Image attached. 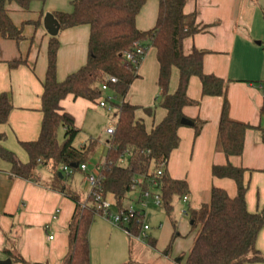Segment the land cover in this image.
<instances>
[{"label": "crops", "instance_id": "crops-1", "mask_svg": "<svg viewBox=\"0 0 264 264\" xmlns=\"http://www.w3.org/2000/svg\"><path fill=\"white\" fill-rule=\"evenodd\" d=\"M72 1L29 0L27 8L21 7L16 1L6 4L9 16L15 25L22 28L25 37L16 41L0 36V94L6 92L12 104L7 120L0 122V133L5 134L0 146L13 151L22 162H28L29 154L21 142L39 137L43 119L41 96L51 36L44 26V16L48 12L72 11ZM159 3L160 0H145L136 17L139 30L147 31L155 26ZM183 10L186 14L194 13L196 23L202 28L184 39V52L189 54L194 48L205 52L204 72L221 77L228 84L229 115L251 125L245 133L244 151L240 156L227 157L217 148L223 96L203 95L201 80L197 76L191 77L187 94L198 103L184 106L183 114L193 122L202 121L203 125L198 135L193 125L182 124L178 128L179 145L171 152L166 165L171 178L186 181L189 199L185 202L182 197L175 196L170 211L163 204H156L150 199L143 215V221L150 226L146 236L140 237L141 230L134 235L127 233L128 261L125 262L124 253H121L105 264H155L161 255L169 264H185L197 232L192 227L190 210H197L209 203L214 186L225 189L231 197L237 195L234 179L213 175L215 164L231 163L245 168L247 208L255 212L264 206V0H186ZM89 36L88 24L59 31V81L86 63ZM143 44L146 52L138 67V77L130 85L124 101L139 106L136 118L150 131L166 116L167 111L158 105L161 91L158 85L160 64L157 51L147 42ZM17 60L20 62L12 66L11 63ZM178 81L179 71L173 67L170 92L176 90ZM101 93L102 97L113 95L111 90ZM60 104L64 111L74 116L75 125L83 132L85 139H80L79 143L74 140V144L81 147L96 140L97 153L93 160L88 161L91 163H87L102 166L110 138L103 143L101 132L98 133L94 126L99 115H102L99 107L103 106L99 100L75 99L67 95ZM115 106L118 111L116 103ZM147 107L153 108L152 112H146L144 108ZM107 128L104 129L106 134ZM61 132L63 135V129L59 134ZM46 167L48 172L45 174L35 170L34 178L24 179L12 176L11 163L0 156V260L10 259L12 263L7 251L12 248L25 260L17 261L19 264H61L68 252V226L75 203L52 187L54 173L51 167ZM67 177L64 179L61 176L66 186L81 201H86L89 192L84 178L82 192H79L67 184ZM137 194L138 190L134 189L133 194L130 191L125 200L133 202ZM95 221L96 217L89 229V243L93 231L102 230L100 226H95ZM104 225L103 228L110 230V235H123L119 228H109L107 223ZM132 237L147 242L141 248L144 252L148 254L154 251L160 256L155 258L148 254L150 257L144 261L143 254H140L141 257L133 260L136 247L133 249L131 246ZM256 248L264 256V227L258 234ZM180 256L183 259L178 261ZM90 264H100L92 259L91 245Z\"/></svg>", "mask_w": 264, "mask_h": 264}, {"label": "trees", "instance_id": "trees-1", "mask_svg": "<svg viewBox=\"0 0 264 264\" xmlns=\"http://www.w3.org/2000/svg\"><path fill=\"white\" fill-rule=\"evenodd\" d=\"M10 1L27 8L29 0H0V36L20 41L25 36L22 28L15 25L9 16L6 4ZM185 1L160 0L156 24L147 31L139 30L136 26L137 14L145 0H73L72 11L53 13L60 30L83 24L90 26L86 63L59 81L57 52L60 42L58 34L50 36L41 96L43 119L40 135L36 140L21 142L29 154L28 162H22L13 151L3 146H0V156L11 163L12 176L24 179L34 178L39 165L51 167L54 173L52 187L74 201L75 210L68 226L69 248L61 264H90L89 229L99 214L90 195L86 201H81L64 183L67 175L58 169L60 165L78 164V167H71L79 170L80 164L87 163L98 147L96 140L81 147L74 144L80 129L75 125L74 116L64 111L60 104L67 95L75 99L81 97L100 101L101 84L108 76L117 77V82L110 84L109 89L115 98H121V102L117 104L115 131L108 141L109 148L101 167V190L119 207H122L127 194L133 189L136 178L152 176L158 168L163 167L164 161L168 162L171 152L179 145L177 131L182 125L181 120L186 118L183 107L198 103L187 94L193 76L201 80L203 95L223 96L217 148L227 157L240 156L244 151L245 133L251 125L229 115L227 82L204 72V51L194 48L189 54L184 52V39L202 29L196 23L194 13L184 12ZM136 42L143 46L147 42L155 47L160 64L158 85L161 94L158 105L165 108L167 114L150 131L136 118L139 106L124 101L130 85L138 77L139 66L127 63L125 58V52L134 50ZM19 62L17 60L11 64L15 66ZM173 67L179 71V81L176 90L170 92ZM11 109L9 95L1 93L0 122L7 120ZM144 110L152 112L153 108ZM202 125V121H194L196 135ZM61 129L63 135L59 140ZM4 137L5 134L0 133V140ZM125 158L127 164L123 165ZM245 171V168L231 163L213 165L214 176L235 180L237 195L231 197L225 189L214 186L210 202L197 210H190L192 227L197 232L185 264L264 263V256L256 248L258 234L264 227V206L259 211L248 210ZM59 172H62L64 179ZM158 179L163 205L170 211L173 198L187 194L188 185L184 180L171 178L166 167ZM141 227V218H135L128 224L129 232L133 235L139 233ZM7 251L13 261L25 262L12 248ZM182 259L183 256H180L178 261Z\"/></svg>", "mask_w": 264, "mask_h": 264}, {"label": "built area", "instance_id": "built-area-1", "mask_svg": "<svg viewBox=\"0 0 264 264\" xmlns=\"http://www.w3.org/2000/svg\"><path fill=\"white\" fill-rule=\"evenodd\" d=\"M145 52V46H143L139 42H136L134 44V50L125 52L126 62H131L134 65L139 66L145 55ZM116 82L117 77L108 76L106 80L101 84V92L110 90V84ZM113 100L114 95H109L106 98L101 97L99 104L103 107H107L110 110L111 106L115 105V103H113ZM108 101L111 102V104H108ZM106 131L110 135L113 134L115 131V125L110 124ZM166 165L167 161H164L163 167L158 168L152 176H138L133 184V189L138 190V194L135 200L128 207L122 208L117 214L111 212L110 207L112 205V202L108 200L107 196H105L101 190L102 166L96 165V168H90V165L88 163H82L80 164L79 170L84 173L85 185L88 188L89 195L94 202L99 214L110 219L114 224L125 228V230L129 234V222H131L135 218H141L142 227L140 237H145L150 226L143 221L144 207L150 199L153 200L156 204H163L162 193L159 189L160 182L158 178L163 174V168L166 167ZM72 170L73 168L71 166L61 165V171L64 173L71 174ZM145 185L148 186V188H146ZM182 198L185 202L188 201V193L185 194ZM54 218H56V216H54Z\"/></svg>", "mask_w": 264, "mask_h": 264}, {"label": "rangeland", "instance_id": "rangeland-1", "mask_svg": "<svg viewBox=\"0 0 264 264\" xmlns=\"http://www.w3.org/2000/svg\"><path fill=\"white\" fill-rule=\"evenodd\" d=\"M105 98H106V96H105ZM113 101L116 104H119L121 102V98L120 97L114 98ZM108 104H111V102L108 101ZM99 108H100L102 115H99V119L95 122L96 124L94 123V126L98 129V133L101 132L102 138H103L102 142L104 143L106 141V139H109L111 137V135L106 134L104 129L106 126H109V124H113V125L116 124L117 108L115 105H112L110 110L104 109L103 107H99ZM61 139H62V132L59 134V140H61ZM80 139H85L83 132H81V131L77 135L75 142L79 143ZM96 153H97V150L93 154V156L91 158L92 160H93V158H95ZM123 164H125V165L127 164V159L124 160ZM59 168L58 169L61 171V165L59 166ZM90 168H96V166L90 165ZM36 171L40 172L42 174H45L46 172H48V169L44 165H39L37 167ZM64 175L68 176L67 177L68 178L67 184L70 185L72 187V189L77 190L79 192H82V179L84 178V175L81 171L76 169V170H72L71 174L64 173ZM133 190L134 189L131 190L132 194H133ZM107 198L109 201L112 202L110 210L114 214L119 213V211L122 208H126L133 203L129 200H125L123 202L122 207H119L118 205H116L113 202L111 197L108 196ZM104 223H107L109 228H111V226L119 228L121 230V232L123 233V235L115 234V233L113 235H110L109 234V233H111L110 230H106V227L103 228V226H105ZM95 224H96L95 226H98V227L100 226L102 230L93 231L92 240L90 238V241H91L90 245L92 248V259H93V261L95 263L99 262L100 264H105L109 260L115 259L119 254L124 253L123 257H125V258H123V259H125V262H127L128 261V254H127L128 253V247H127L128 245L127 244H128L129 238H128V234H127V231L125 230V228H123L122 226H118V225L114 224L110 219H108V218H106L100 214L96 215ZM146 244H147V242L143 241V239L141 241H137L135 237H132L131 246L133 249L136 247V249H134V252H135L134 255L135 256L132 255L133 260H136V257H141V256H139L140 254H143L144 261H146L147 258L150 257V256H148V254L151 256H154L155 258L160 256L159 254L153 253L154 251H149L148 254L146 252H144L145 250L141 249V248H143V246H146ZM137 246H138V248H137ZM120 259H122V258H120ZM116 261H120V260H116ZM154 263L155 264H169V261L163 255H161L160 259L155 260ZM10 264H19V263L17 261H13Z\"/></svg>", "mask_w": 264, "mask_h": 264}, {"label": "water", "instance_id": "water-1", "mask_svg": "<svg viewBox=\"0 0 264 264\" xmlns=\"http://www.w3.org/2000/svg\"><path fill=\"white\" fill-rule=\"evenodd\" d=\"M44 26L47 29L48 33L51 36H55L58 34L60 30V24L58 20L55 18L52 12H48L44 16ZM181 124L183 125H193L194 122L190 119L183 118L181 120ZM72 167H78V164H71ZM60 176H63L62 172H59ZM11 263L10 259L0 260V264H9Z\"/></svg>", "mask_w": 264, "mask_h": 264}]
</instances>
